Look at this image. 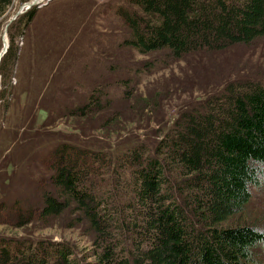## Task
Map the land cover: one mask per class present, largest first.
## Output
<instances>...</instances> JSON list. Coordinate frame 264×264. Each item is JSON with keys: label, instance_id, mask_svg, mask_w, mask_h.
Returning <instances> with one entry per match:
<instances>
[{"label": "trees", "instance_id": "trees-1", "mask_svg": "<svg viewBox=\"0 0 264 264\" xmlns=\"http://www.w3.org/2000/svg\"><path fill=\"white\" fill-rule=\"evenodd\" d=\"M12 4L0 0V18ZM115 9L128 29L121 45L157 56L139 72L264 38V0H121ZM38 13L34 7L8 27L0 63L5 112L13 107L6 78L19 58L17 40ZM108 95L94 87L84 103L58 113L99 119L109 132L117 115ZM34 130L27 126L14 143L15 155H30V172L0 201V226L19 231L69 214L92 249L80 257L64 241L0 237V264H263L256 249L264 245V224L231 222L264 179V82L227 83L182 111L155 143L86 145Z\"/></svg>", "mask_w": 264, "mask_h": 264}, {"label": "rangeland", "instance_id": "rangeland-1", "mask_svg": "<svg viewBox=\"0 0 264 264\" xmlns=\"http://www.w3.org/2000/svg\"><path fill=\"white\" fill-rule=\"evenodd\" d=\"M49 1L13 0L0 18L1 54L10 46L8 27L32 8H39L26 38L17 40L19 58L6 78L7 92L14 88L15 93L9 112L0 99V201L16 191L21 177L30 172L27 150L18 153L22 157L12 152L15 141L25 137L27 126L31 125L32 131L43 127L50 136L86 145L133 139L155 143L182 111L227 83L264 82V38L224 51L194 53L166 66L159 62L150 72H139L157 56H143L121 45L128 36V29L116 15L121 0ZM2 81L0 74V91ZM125 81L129 86L123 84ZM97 86L109 92L113 117L117 115L109 132L99 129V119L58 113L57 107L84 103L85 96ZM125 90L133 97L123 98ZM72 220L73 216L65 214L49 224L37 221L19 231L0 226V237L64 241L83 257L92 249L91 240L83 227L70 226ZM253 221L264 224V179L261 187L252 189L246 212L231 223ZM256 252L264 264V245Z\"/></svg>", "mask_w": 264, "mask_h": 264}, {"label": "water", "instance_id": "water-1", "mask_svg": "<svg viewBox=\"0 0 264 264\" xmlns=\"http://www.w3.org/2000/svg\"><path fill=\"white\" fill-rule=\"evenodd\" d=\"M51 1H53V0H50L49 2H51ZM31 5H35V2L32 3ZM8 48H9V44L6 46V48H4V50H3V54H2V56H1V59H2V58L4 57V55L7 53ZM0 63H1V60H0Z\"/></svg>", "mask_w": 264, "mask_h": 264}, {"label": "bare ground", "instance_id": "bare-ground-1", "mask_svg": "<svg viewBox=\"0 0 264 264\" xmlns=\"http://www.w3.org/2000/svg\"><path fill=\"white\" fill-rule=\"evenodd\" d=\"M32 6H33V5H32ZM4 48H6V46H5ZM2 54H3V51H2V53L0 54V60H1V56H2Z\"/></svg>", "mask_w": 264, "mask_h": 264}]
</instances>
